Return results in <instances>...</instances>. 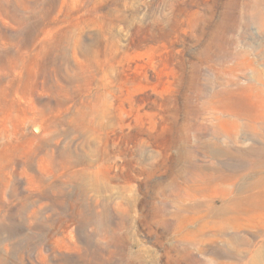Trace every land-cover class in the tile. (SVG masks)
Here are the masks:
<instances>
[{
    "label": "rangeland",
    "instance_id": "1",
    "mask_svg": "<svg viewBox=\"0 0 264 264\" xmlns=\"http://www.w3.org/2000/svg\"><path fill=\"white\" fill-rule=\"evenodd\" d=\"M238 113H264V0H0V264H264V209L222 235L196 187L214 127L264 146Z\"/></svg>",
    "mask_w": 264,
    "mask_h": 264
},
{
    "label": "bare ground",
    "instance_id": "2",
    "mask_svg": "<svg viewBox=\"0 0 264 264\" xmlns=\"http://www.w3.org/2000/svg\"><path fill=\"white\" fill-rule=\"evenodd\" d=\"M238 115L243 121L234 120L235 132L247 130L258 136L261 131H264V113L252 116L244 113H238ZM212 132L213 138L205 142L206 150L212 160L207 165L196 163L194 171L196 170L199 174V182L195 183L199 190L203 186H208L215 190H222L227 195L221 205L213 210V215L221 218V222L216 223L215 226L218 232L224 235L226 228L230 225L234 228L240 226L237 223L238 215L264 209V146L257 147L258 145H256L249 149L230 144L224 146L221 142L222 137L227 136L229 139H233L234 133L229 132L222 124L214 127ZM223 159L238 160V163L233 162L229 165ZM240 180L241 182L237 185ZM226 218H228V222L230 221L229 223L222 221ZM202 228L204 229V227ZM200 231L199 229L198 232ZM202 231L204 232V230ZM218 236L220 235L218 234ZM228 243L229 246L223 247L219 253L226 252L229 255L240 256L250 250V239L241 238L236 234L230 236Z\"/></svg>",
    "mask_w": 264,
    "mask_h": 264
}]
</instances>
